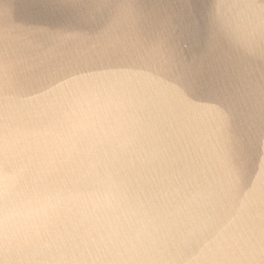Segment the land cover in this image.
Instances as JSON below:
<instances>
[{"label":"clouds","instance_id":"9594fccd","mask_svg":"<svg viewBox=\"0 0 264 264\" xmlns=\"http://www.w3.org/2000/svg\"><path fill=\"white\" fill-rule=\"evenodd\" d=\"M0 0V264H264V0Z\"/></svg>","mask_w":264,"mask_h":264},{"label":"water","instance_id":"95a60500","mask_svg":"<svg viewBox=\"0 0 264 264\" xmlns=\"http://www.w3.org/2000/svg\"><path fill=\"white\" fill-rule=\"evenodd\" d=\"M46 6V0H36V3L34 5V11H36L38 14L45 11Z\"/></svg>","mask_w":264,"mask_h":264}]
</instances>
